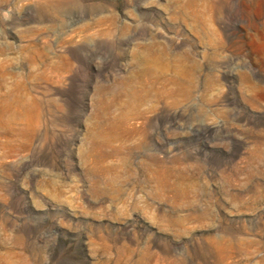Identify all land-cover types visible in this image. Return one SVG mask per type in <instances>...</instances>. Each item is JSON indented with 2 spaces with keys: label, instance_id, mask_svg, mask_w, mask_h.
<instances>
[{
  "label": "rangeland",
  "instance_id": "1",
  "mask_svg": "<svg viewBox=\"0 0 264 264\" xmlns=\"http://www.w3.org/2000/svg\"><path fill=\"white\" fill-rule=\"evenodd\" d=\"M0 264H264V0H0Z\"/></svg>",
  "mask_w": 264,
  "mask_h": 264
},
{
  "label": "bare ground",
  "instance_id": "2",
  "mask_svg": "<svg viewBox=\"0 0 264 264\" xmlns=\"http://www.w3.org/2000/svg\"><path fill=\"white\" fill-rule=\"evenodd\" d=\"M162 164V162H160ZM177 176L178 182L172 181V177ZM155 178L161 179L159 180L158 187V195L160 198H163L166 191L173 190L175 192V199L173 203L176 205L175 208L177 210L182 208L193 209L194 204L191 203L189 198L195 192L192 187H184L182 183L189 181L190 176L186 169L174 170L170 167L160 166L159 170L156 171ZM166 179V180H164ZM180 201H184L183 204H180ZM185 203V204H184ZM183 220L178 219H170L168 222L170 223H182Z\"/></svg>",
  "mask_w": 264,
  "mask_h": 264
}]
</instances>
